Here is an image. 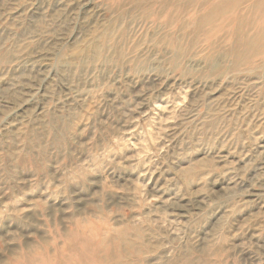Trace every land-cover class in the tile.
<instances>
[{"label": "rangeland", "instance_id": "374dc122", "mask_svg": "<svg viewBox=\"0 0 264 264\" xmlns=\"http://www.w3.org/2000/svg\"><path fill=\"white\" fill-rule=\"evenodd\" d=\"M0 264H264V0H0Z\"/></svg>", "mask_w": 264, "mask_h": 264}, {"label": "bare ground", "instance_id": "6f19581e", "mask_svg": "<svg viewBox=\"0 0 264 264\" xmlns=\"http://www.w3.org/2000/svg\"><path fill=\"white\" fill-rule=\"evenodd\" d=\"M249 35H250V34H249ZM249 35H246V36L244 37V42H245V44L240 45V48H242V49H247V48L251 47V45L257 40V39H255L253 36L249 37Z\"/></svg>", "mask_w": 264, "mask_h": 264}]
</instances>
